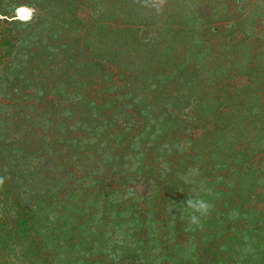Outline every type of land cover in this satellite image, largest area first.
I'll return each mask as SVG.
<instances>
[{
    "label": "rangeland",
    "instance_id": "rangeland-1",
    "mask_svg": "<svg viewBox=\"0 0 264 264\" xmlns=\"http://www.w3.org/2000/svg\"><path fill=\"white\" fill-rule=\"evenodd\" d=\"M0 8L3 13L9 14L8 19L14 22L15 32L24 39L30 36L42 39L40 47L30 48L29 52L25 47L20 49L21 53L16 56L18 64L14 66H21V73L17 77L8 74L7 81L1 83V105L13 106L17 98L22 103L29 100L36 110L41 108L43 111L57 105L71 113L73 118L93 108L104 121L113 117L116 108H119L120 113H125L128 103L143 104L146 111L141 114L139 122H134L132 128L123 131V137H137L140 130L144 136L141 135L138 140L145 139L150 124L157 118L169 121L164 130L166 137L154 136L147 143H144L145 140L137 144V149L132 151L133 162L128 166L138 171L152 168L154 175L169 167L180 169V163L189 160V156L194 153L191 142L194 140L200 158L194 163L192 172L199 177L202 172L198 171V167H202L203 171L208 170L203 176L206 183L204 188L209 187L206 190L212 193L213 189H221L220 182L229 172L220 166L214 171L209 163L220 159L222 155H233L235 149L250 154V159L242 168L244 171L249 170L246 181L250 183L254 180L255 184L248 206L256 207L255 210L260 213L254 211L250 215L251 211L245 213L247 210H241L242 215L236 212L237 215L233 217L230 208L222 204L227 220L221 227H233V231L228 232L230 235L243 236L235 244L234 248L238 249L235 253L240 252L243 256L255 254L258 259V253L263 250L257 264H264V243L258 245L256 237L257 233H261L259 228L264 227V76L261 83H257L255 94L242 88L241 78L235 72L243 64V53L249 57L247 65L255 60V64H260L264 71V0H166L159 12L151 6V0H0ZM28 10H32L31 13ZM48 11H52L53 15H48ZM77 12H81V18L84 19L81 22L74 17ZM59 13L60 17L52 18ZM29 14L31 19L27 18ZM0 18L5 17L0 14ZM39 18L47 22L39 24ZM27 24L32 25L28 27ZM231 26H235L232 33ZM234 39H243L244 45L239 49L233 48ZM66 43H69V48ZM195 53L201 55L199 63L204 66L203 71H198L201 76L196 74L192 66L191 55ZM188 67L195 72L189 74ZM183 69L187 71L181 72ZM215 70L219 72L218 80L213 82L210 77ZM228 70L232 72L226 79L224 73ZM179 76H182L180 81ZM187 80L195 85L198 96L205 94L204 105L210 108L222 101L228 109H233L230 113L232 119L243 118L238 124H229V121L224 124L229 130L225 141L215 138L217 132L201 139L191 137L193 131L199 135L203 129L198 127L199 117L196 116V120L186 117L185 112L190 106L187 100L177 99L188 95L184 87ZM203 90L207 92L203 93ZM120 104L123 106L119 107ZM16 110L14 107L0 106L1 133L7 135L12 131L10 129L16 128ZM10 119L13 121L10 122ZM213 119L210 127L216 122ZM147 121L149 123L146 125ZM13 135L21 137L20 134ZM173 140L175 146L169 144ZM185 141L186 152L181 148ZM212 141L215 143L212 144ZM212 145L216 148L215 153ZM152 146H159L160 149L152 151ZM178 149L183 152H178ZM15 152L13 150L15 157L20 155L17 149ZM4 154L10 155L5 149ZM230 160L226 163H230ZM101 165L105 171L111 169L108 162H102ZM134 177L137 178V175L134 174ZM130 189L128 194L135 197L133 187ZM182 200L185 201L184 198ZM157 206L159 208H155L154 215H148L149 218L156 219L157 211L163 210L158 201ZM100 209L98 219L103 215V205ZM211 210L207 216L214 215ZM118 211L123 216H118V220L125 222L122 208L119 207ZM7 213L5 210L2 214L9 219L11 214ZM181 222L182 219H178V223L175 219L168 227L188 226L187 222ZM207 227V224L201 227L202 231ZM108 228L100 227L103 233L98 231L90 235L89 239L86 238V245L82 247L84 254L71 253L68 259L81 263L89 249L91 251L93 246L99 247L96 241L101 242L106 231L113 241H122L127 237V243L132 240L137 243L132 232L129 231L125 236L123 233L118 234L117 229ZM203 241L208 245L210 241L216 240L206 237ZM218 242L211 247V252H217ZM254 244L258 247H254ZM251 245L254 247L251 253L246 252ZM48 247L54 251L55 244ZM9 252L0 247V258H4L8 264H30V261L22 260L19 256L8 255ZM235 253H223L220 257L226 263H231Z\"/></svg>",
    "mask_w": 264,
    "mask_h": 264
},
{
    "label": "trees",
    "instance_id": "trees-1",
    "mask_svg": "<svg viewBox=\"0 0 264 264\" xmlns=\"http://www.w3.org/2000/svg\"><path fill=\"white\" fill-rule=\"evenodd\" d=\"M21 10L26 12L24 8ZM78 11L82 12L80 9ZM81 12L74 16L78 22L83 19ZM0 14L5 17L0 18L1 87V83L9 78L6 79L8 74H14V77L20 75L21 66L15 68L18 64L16 56L21 53L20 49L25 47L29 52L30 48L40 47L42 39H34L31 36L24 39L20 33L15 32V24L8 19L9 14L3 13L1 8ZM48 15H53L52 11H48ZM60 15L61 13L52 18L56 19ZM50 17L45 19H51ZM45 19L39 18V24L46 23ZM31 25L27 24L28 27ZM230 31L234 32L235 26H231ZM232 42L233 48L239 49L244 45L243 39H234ZM66 46L69 48V43H66ZM200 56L198 53L191 55L193 69L201 76L200 72L204 70V66L199 63ZM243 60V64L235 72L245 80L242 82L240 79L242 88L256 94L264 71L261 70L260 64H255V60L247 65V53H243ZM184 71L187 70L183 69L181 72ZM193 71L188 67L189 74ZM230 72L228 70L224 73L226 79ZM218 73L217 70L214 71L210 77L211 81L218 80ZM181 77H178L179 81ZM189 82L187 80L184 85L188 95L177 99L185 98L188 105L190 104L185 112L187 118L196 120V116L199 117L198 127H201L203 132L197 135L196 131H193L191 137L201 139L207 134L217 132L215 138L225 141L229 130L224 124L227 121L229 124H238L243 118L232 119L230 113L233 109H228L227 104L222 101L216 102L214 107L210 108L204 105L205 94L198 96L195 85ZM205 92L207 91L203 90V93ZM0 106L16 108L15 115L18 117L16 128L10 129L12 131L9 134L1 133L0 128V179L3 180L0 183V247L10 250L8 255L19 256L22 260L30 261V264H257L258 259L260 260L263 250L258 253V259L255 254L243 256L240 252L235 253L234 251L238 250L234 248L235 244L243 236L230 235L228 232L233 231V227H221L227 220L222 204L230 208L233 217L242 215L241 212L245 210V213L251 211L250 215H253L254 211L260 213L255 210L256 207L248 206L255 184L254 180L250 183L246 181L249 170L244 171L242 168L246 166L244 164L250 159V154L235 149L233 155L225 154L209 163L214 171L220 166L229 172L220 182L221 189H213L212 193L206 190L209 187L204 188L206 183L203 176H206V170L198 167V171L203 173L199 177L194 176L192 172L194 163L200 158L194 140H191L194 153L189 156V160L180 163V169L169 167L154 175L152 168H142L138 171L128 166L133 162L132 151L137 149V144L145 140L144 143H147L154 136L166 137L164 130L169 121L158 118L150 124L149 134L145 139L138 140L141 135L144 136L140 130L137 137H123V131L132 128L134 122H139L141 114L146 111L143 104L140 106L139 103H128L125 113H120L119 108H116L113 117L104 121L93 108L73 118L71 113L57 105L49 106L43 111L41 108L36 110L29 100L22 103L18 98L13 106L1 103ZM213 117L216 122L210 127ZM11 121L13 120L10 119ZM148 123L149 121L146 125ZM13 134H20L21 137L16 138ZM214 143L212 141V144ZM169 144L175 146L174 140ZM15 146L19 147L14 148ZM155 148L156 146H152V151H155ZM181 148L186 152V141L185 145L181 144ZM4 149L10 155L5 156ZM16 149L20 155L15 157L13 150L15 152ZM158 149L159 146L156 150ZM177 151L183 152L181 149ZM212 151H216L214 145ZM111 158L113 161H109ZM228 159L232 160L227 164ZM102 162H108L111 169L105 171ZM130 187H133L135 197L128 194ZM189 193L193 198H201L210 203L213 209L211 211L216 217L203 216L199 226H190L188 216L191 210L182 204V199L186 200ZM157 201L163 210L157 211L156 219L149 218L148 215H154L155 208L158 207ZM102 205L104 212L98 219ZM119 207L124 212L125 222L118 220V216H122L118 211ZM5 210L9 212L7 214H11L9 219L2 214ZM175 219L177 223L178 219H182L188 226L168 227ZM206 224L209 227L202 231L201 227ZM100 227H109L107 230L117 229L118 234L123 233L125 236L130 231L137 243L134 240L127 243V237L122 241H113L106 231L105 235H102L103 240L96 241L98 248L93 246L92 241L93 249L86 253V256L90 257L85 256L81 263L68 259L71 253L84 254L82 247L86 245V238L89 239L90 235H95L98 231L103 233L104 230L100 231ZM259 231L261 233L256 235L258 245H263L264 227H260ZM206 237L216 241L205 245L203 240ZM218 240L220 243L218 242L217 252H211V247L216 246ZM50 244H55L54 251L48 247ZM254 247H247L246 252L251 253ZM227 252L235 253V259L231 263H226L220 257ZM0 264L8 262L0 258Z\"/></svg>",
    "mask_w": 264,
    "mask_h": 264
},
{
    "label": "clouds",
    "instance_id": "clouds-1",
    "mask_svg": "<svg viewBox=\"0 0 264 264\" xmlns=\"http://www.w3.org/2000/svg\"><path fill=\"white\" fill-rule=\"evenodd\" d=\"M166 0H151V6L156 9V11L162 10ZM32 10H28L31 13ZM28 19H31V15L29 14ZM3 180L0 179V183ZM185 207L190 211V215L188 216V223L190 226H199L201 224V217L209 214L211 205L207 201L201 198H193L190 195H187L186 200L183 202Z\"/></svg>",
    "mask_w": 264,
    "mask_h": 264
}]
</instances>
